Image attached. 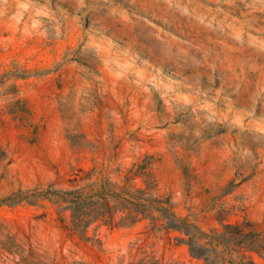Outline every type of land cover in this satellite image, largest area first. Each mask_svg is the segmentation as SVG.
I'll use <instances>...</instances> for the list:
<instances>
[{
    "label": "rangeland",
    "instance_id": "obj_1",
    "mask_svg": "<svg viewBox=\"0 0 264 264\" xmlns=\"http://www.w3.org/2000/svg\"><path fill=\"white\" fill-rule=\"evenodd\" d=\"M250 262L264 0H0V264Z\"/></svg>",
    "mask_w": 264,
    "mask_h": 264
},
{
    "label": "trees",
    "instance_id": "obj_2",
    "mask_svg": "<svg viewBox=\"0 0 264 264\" xmlns=\"http://www.w3.org/2000/svg\"><path fill=\"white\" fill-rule=\"evenodd\" d=\"M190 256L192 257V258H199L198 256H196V254H194L193 253V251H192V248H190ZM247 264H253L252 262H250V263H247Z\"/></svg>",
    "mask_w": 264,
    "mask_h": 264
}]
</instances>
